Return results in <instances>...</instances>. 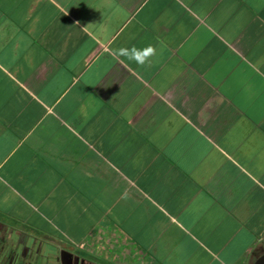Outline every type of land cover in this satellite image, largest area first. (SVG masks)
<instances>
[{
  "label": "crops",
  "instance_id": "1",
  "mask_svg": "<svg viewBox=\"0 0 264 264\" xmlns=\"http://www.w3.org/2000/svg\"><path fill=\"white\" fill-rule=\"evenodd\" d=\"M263 252L264 0H0V264Z\"/></svg>",
  "mask_w": 264,
  "mask_h": 264
},
{
  "label": "clouds",
  "instance_id": "2",
  "mask_svg": "<svg viewBox=\"0 0 264 264\" xmlns=\"http://www.w3.org/2000/svg\"><path fill=\"white\" fill-rule=\"evenodd\" d=\"M154 52V48L150 45L142 49L121 47L115 50V55L133 60L137 65H143L154 55Z\"/></svg>",
  "mask_w": 264,
  "mask_h": 264
},
{
  "label": "water",
  "instance_id": "3",
  "mask_svg": "<svg viewBox=\"0 0 264 264\" xmlns=\"http://www.w3.org/2000/svg\"><path fill=\"white\" fill-rule=\"evenodd\" d=\"M252 264H264V252L257 256Z\"/></svg>",
  "mask_w": 264,
  "mask_h": 264
},
{
  "label": "rangeland",
  "instance_id": "4",
  "mask_svg": "<svg viewBox=\"0 0 264 264\" xmlns=\"http://www.w3.org/2000/svg\"><path fill=\"white\" fill-rule=\"evenodd\" d=\"M34 257H35V259H34ZM2 258H3V257H2ZM32 258H33L34 260H36V261L38 260V262H35V263H33V264H42V263L39 261V260H40V259H39V256H37V255L34 256V255H33Z\"/></svg>",
  "mask_w": 264,
  "mask_h": 264
}]
</instances>
